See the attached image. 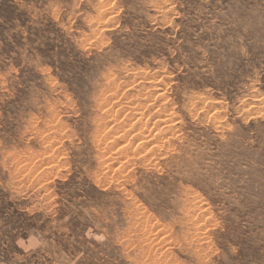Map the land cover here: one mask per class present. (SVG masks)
<instances>
[{
	"label": "rangeland",
	"instance_id": "rangeland-1",
	"mask_svg": "<svg viewBox=\"0 0 264 264\" xmlns=\"http://www.w3.org/2000/svg\"><path fill=\"white\" fill-rule=\"evenodd\" d=\"M0 264H264V0H0Z\"/></svg>",
	"mask_w": 264,
	"mask_h": 264
},
{
	"label": "bare ground",
	"instance_id": "bare-ground-1",
	"mask_svg": "<svg viewBox=\"0 0 264 264\" xmlns=\"http://www.w3.org/2000/svg\"><path fill=\"white\" fill-rule=\"evenodd\" d=\"M164 254V253H163Z\"/></svg>",
	"mask_w": 264,
	"mask_h": 264
}]
</instances>
